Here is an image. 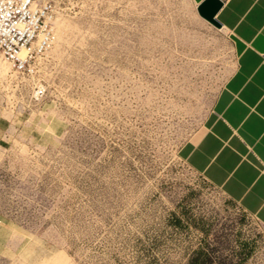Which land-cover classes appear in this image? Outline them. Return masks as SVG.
I'll return each mask as SVG.
<instances>
[{"label":"rangeland","instance_id":"1","mask_svg":"<svg viewBox=\"0 0 264 264\" xmlns=\"http://www.w3.org/2000/svg\"><path fill=\"white\" fill-rule=\"evenodd\" d=\"M56 1L33 75L0 59V264H264V224L182 155L235 69L226 33L191 0Z\"/></svg>","mask_w":264,"mask_h":264},{"label":"crops","instance_id":"2","mask_svg":"<svg viewBox=\"0 0 264 264\" xmlns=\"http://www.w3.org/2000/svg\"><path fill=\"white\" fill-rule=\"evenodd\" d=\"M191 1L197 7L205 0ZM223 1L217 18L234 46L235 69L215 99L209 127L182 155L264 224V0Z\"/></svg>","mask_w":264,"mask_h":264},{"label":"built area","instance_id":"3","mask_svg":"<svg viewBox=\"0 0 264 264\" xmlns=\"http://www.w3.org/2000/svg\"><path fill=\"white\" fill-rule=\"evenodd\" d=\"M58 13L56 0H0V59L15 74L33 75L54 46Z\"/></svg>","mask_w":264,"mask_h":264},{"label":"water","instance_id":"4","mask_svg":"<svg viewBox=\"0 0 264 264\" xmlns=\"http://www.w3.org/2000/svg\"><path fill=\"white\" fill-rule=\"evenodd\" d=\"M224 5L223 0H205L197 6L198 15L217 29H223L217 16Z\"/></svg>","mask_w":264,"mask_h":264},{"label":"trees","instance_id":"5","mask_svg":"<svg viewBox=\"0 0 264 264\" xmlns=\"http://www.w3.org/2000/svg\"><path fill=\"white\" fill-rule=\"evenodd\" d=\"M197 258H193L189 264H208L209 256L203 251L198 252Z\"/></svg>","mask_w":264,"mask_h":264}]
</instances>
